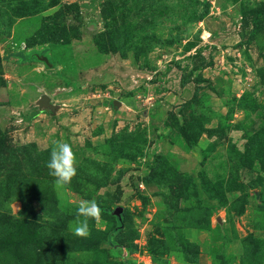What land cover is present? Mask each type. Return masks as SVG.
<instances>
[{"label": "rangeland", "instance_id": "obj_1", "mask_svg": "<svg viewBox=\"0 0 264 264\" xmlns=\"http://www.w3.org/2000/svg\"><path fill=\"white\" fill-rule=\"evenodd\" d=\"M0 264H264V0H0Z\"/></svg>", "mask_w": 264, "mask_h": 264}, {"label": "clouds", "instance_id": "obj_2", "mask_svg": "<svg viewBox=\"0 0 264 264\" xmlns=\"http://www.w3.org/2000/svg\"><path fill=\"white\" fill-rule=\"evenodd\" d=\"M45 166L49 170V175L54 178L57 187L63 188L68 185L76 173V158L72 146L59 139H52ZM99 213L100 208L94 199L81 201L76 206L75 219L69 224L72 234L88 235V218H96Z\"/></svg>", "mask_w": 264, "mask_h": 264}, {"label": "trees", "instance_id": "obj_3", "mask_svg": "<svg viewBox=\"0 0 264 264\" xmlns=\"http://www.w3.org/2000/svg\"><path fill=\"white\" fill-rule=\"evenodd\" d=\"M109 212H110V210H109ZM113 216L115 217V220L117 222L116 226L112 229V231L115 232V231H118L120 229L121 225H120V222H119L118 215H116V214L113 213Z\"/></svg>", "mask_w": 264, "mask_h": 264}, {"label": "water", "instance_id": "obj_4", "mask_svg": "<svg viewBox=\"0 0 264 264\" xmlns=\"http://www.w3.org/2000/svg\"><path fill=\"white\" fill-rule=\"evenodd\" d=\"M121 211V207L117 206L114 210V214L119 215Z\"/></svg>", "mask_w": 264, "mask_h": 264}]
</instances>
